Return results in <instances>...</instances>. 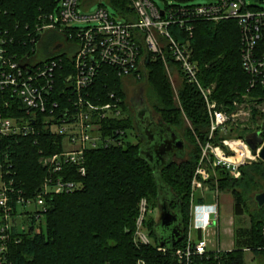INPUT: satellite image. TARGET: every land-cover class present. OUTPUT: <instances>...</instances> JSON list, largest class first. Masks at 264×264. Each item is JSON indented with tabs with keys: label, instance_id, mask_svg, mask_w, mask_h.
<instances>
[{
	"label": "trees",
	"instance_id": "16d2710c",
	"mask_svg": "<svg viewBox=\"0 0 264 264\" xmlns=\"http://www.w3.org/2000/svg\"><path fill=\"white\" fill-rule=\"evenodd\" d=\"M109 4L118 18L136 20L129 0H109ZM57 8L56 0H0V34L7 39L4 45L7 53L19 58L27 56L30 61L35 59L37 45L47 32L50 37L43 49L46 58L53 56L47 48L61 35L54 30L38 33L36 28L41 16L54 13ZM170 29L174 33L177 30L176 26ZM240 38L235 20L198 21L192 37L193 57L202 84L214 86L212 98L225 110H234V102L246 103L247 97L260 99L249 102L253 107L250 117L253 127L233 124L228 135L246 138L260 131L264 137V112L257 109L264 102V90H249L250 76L241 63ZM145 68L143 76L151 90L152 106L162 120L183 131L189 143L186 158L157 170L140 153L137 142L88 150L86 175L81 176L76 169L69 175L70 179L83 182L81 189L46 197L45 212L14 203L9 238L0 240V245L5 246L0 251V264H180L173 253L175 246H165L166 252L158 249V223L152 215L145 223L152 243L135 242L139 201L146 197L154 210L162 191L170 192L175 199L174 207L181 211L186 232L191 180L202 151L198 140H207L210 119L205 99L194 84L182 79L178 104L164 63L160 59L149 60ZM122 82L112 67L104 66L92 87L91 96L101 95L105 101L106 94L115 91L126 112L123 119L104 122L103 130L133 129ZM16 103L6 107L0 100V116L26 115V110ZM43 120L39 116L35 134L0 137V160L8 159L13 165V174L8 179H13L15 189L28 198L35 197L47 175L41 159L62 148V136L45 130ZM187 122L190 125L185 126ZM241 171L242 176L236 179L219 169L218 186L223 192L233 193L235 211L237 215L249 216L250 230L238 231L236 248L213 255L207 264H247L246 248L264 259V205L259 207L255 201V195L264 192V161L244 165ZM41 212L43 217L36 219L35 213ZM2 219L0 210V225ZM23 225L27 228L23 229Z\"/></svg>",
	"mask_w": 264,
	"mask_h": 264
},
{
	"label": "built area",
	"instance_id": "2783aa9c",
	"mask_svg": "<svg viewBox=\"0 0 264 264\" xmlns=\"http://www.w3.org/2000/svg\"><path fill=\"white\" fill-rule=\"evenodd\" d=\"M129 1L136 20L118 18L111 6L113 12L103 4L94 12L84 13L79 10L80 0L57 2L56 12L41 16L36 31H56L67 42L68 49L63 52L61 42L54 55L43 60L32 58L30 61L27 56L9 55L4 46L7 39L0 34V100L6 107L18 102L16 104L26 110L24 116H0V137L37 133L39 116L44 118L45 130L62 136L61 150L41 159L48 171L34 198L15 189L13 179H8V175L13 174V165L8 159L0 160V210L3 214L0 240L4 242L9 238L14 203L27 208L34 204L45 212L46 197L83 187L82 181L70 179L69 175L74 169L81 176L86 175L88 150L122 147L131 141L128 129H102L104 122L126 116L122 99L115 91L106 94V101L101 95L91 96L102 68L109 66L118 76L140 79L149 60L160 59L165 65H175L181 79L194 84L207 104L209 132L205 142L197 139L202 151L191 180L187 230L181 244L173 251L180 264H207L213 255L225 251L219 240L214 244L211 239L219 234L215 227L220 220V191L212 186L217 185L218 170H225L231 178H240L242 166L261 160L259 152L263 144L254 151L247 142L253 134L246 138L228 135L231 125L250 119L252 108L247 101L234 102V110H225L212 98L214 86L202 84L199 66L193 57L194 26L203 20H235L240 29L241 63L250 76L249 90H264V9H255L245 0H209L191 5L183 4L188 0H162L164 6L155 0ZM171 26H176L175 33ZM176 99L178 101V95ZM258 108L264 112V106ZM208 185L216 192L217 200L196 203L195 191ZM152 212L148 199L143 197L135 223L137 244L152 243L145 225ZM35 215L38 220L43 217L42 212ZM4 247L1 244L0 251H4ZM158 249L168 250L165 246Z\"/></svg>",
	"mask_w": 264,
	"mask_h": 264
},
{
	"label": "rangeland",
	"instance_id": "374dc122",
	"mask_svg": "<svg viewBox=\"0 0 264 264\" xmlns=\"http://www.w3.org/2000/svg\"><path fill=\"white\" fill-rule=\"evenodd\" d=\"M208 1L209 0H188L183 4H188V5L203 4V3H207ZM155 2L160 6H164V2L162 0H155ZM245 2L249 6L255 9H264V0H245ZM101 4L106 6L110 10V12H113L112 8L110 7L108 3V0H80L79 10L84 13L94 12ZM49 37H50L49 33L47 32L44 33L42 40L37 45L38 53L34 61H39V60H43L46 58V52L44 51L43 48H44V44L47 41H49ZM59 39L62 41V43H64V48H63V52H64L66 49H68V44L67 42L64 41L63 37L60 36ZM164 66L167 71L169 80L171 82L172 89L175 94V100H176V97L179 93V89L181 87L183 80L181 79L179 75V70L177 67H175V65L169 63L168 65L164 64ZM122 81H123L122 82L123 89L125 90V94H126L125 101H126L128 111L130 109V104L132 102H136L139 100H144V102L148 101V103L152 106V101L149 98L151 97L150 96L151 90L147 82H145L144 76L141 77L140 79L133 78L132 76H123ZM262 106H264V102L263 104H258L257 109H259L258 107H262ZM240 123H243L242 126L248 125L251 128L253 127V123H251V119L249 120L246 119L244 121H241ZM188 125L189 123H186L185 126H188ZM181 133L183 134V131H181ZM128 134L130 135V140L132 142L138 141V137L134 129H131V128L128 129ZM188 147H189V143L187 142V152H188ZM184 158H186V156ZM183 159H179L177 161L179 162ZM212 186H215V188L217 187L219 188L218 180H217V185L212 184ZM219 191L220 192H218L219 194L218 201L220 203L221 212H220L219 224L217 227H215L216 231H218L219 234L212 236L211 239L214 244L217 243L219 240L221 249L232 250L236 248V238H237L238 231H241V230L249 231L250 230V218L246 213L237 215L235 211V206H234L236 202H235V197L233 196V193L229 191L223 192L221 189H219ZM216 200H217L216 192L212 190L209 187V185L206 186L205 189L203 190L197 189L195 191V202L196 203H202V202L210 203ZM250 202L253 203V200ZM28 209L35 210L37 209V206L33 204V205L28 206ZM158 214H159V210H158V207H156L153 210L151 215L157 220ZM19 218H21V216H19ZM245 258H246L247 264H264V259H262L261 257H256L254 253L251 251H246Z\"/></svg>",
	"mask_w": 264,
	"mask_h": 264
},
{
	"label": "water",
	"instance_id": "95a60500",
	"mask_svg": "<svg viewBox=\"0 0 264 264\" xmlns=\"http://www.w3.org/2000/svg\"><path fill=\"white\" fill-rule=\"evenodd\" d=\"M56 1L59 2L60 0H56ZM60 46L61 45H57L55 50L59 49ZM247 101L248 102H258L260 101V99L255 98V97H247ZM168 131L173 132V138L171 140H165L164 143L161 145L164 147V151L162 152V154L168 152V150H171V148H173V146L176 145L177 149H179L181 152L180 156L182 158L185 157V152H186L185 140L178 135L175 128L172 127L171 125L168 126ZM169 142L171 144H169ZM247 142L254 149V151H256L258 147L261 144H263L259 152V156L261 160L264 161V138L261 136V134L258 132L253 133V135L247 138ZM140 153L144 157H146V159H148L147 156L143 154L141 150H140ZM154 154H155V157L157 158V161L160 160L163 162V164H166V162L168 161L167 159L169 158V156L168 157L166 156L167 158L162 157L161 154L157 151L154 152ZM149 162L153 165L155 169L157 170L160 169V166H156V163L153 164L152 161H149ZM169 163L171 162L169 161ZM161 194L162 195L160 196V200L158 203L159 214L157 218L158 224L156 226V233L158 236L159 246H167L171 248V247L176 246L183 240L185 236V228L183 225V219L181 216L180 209L176 208V210H173L171 209L170 204L168 205L170 201H173V202L175 201L174 196L170 192L165 191V190H163ZM255 201L257 202L259 207L263 206L264 205V192L257 193L255 195Z\"/></svg>",
	"mask_w": 264,
	"mask_h": 264
},
{
	"label": "flooded vegetation",
	"instance_id": "af4514ba",
	"mask_svg": "<svg viewBox=\"0 0 264 264\" xmlns=\"http://www.w3.org/2000/svg\"><path fill=\"white\" fill-rule=\"evenodd\" d=\"M62 41L58 39L53 43V45L49 46L47 48V51L49 54H53L55 52V48L57 45H61ZM57 50V49H56ZM128 114L131 116L133 120V129L135 130L138 141L137 143L140 144V150L143 154L147 156L149 161H152V163H156V166L163 167L167 163L174 162L183 159L180 154V150L177 149L176 145L171 148V150H168V152L162 154L164 151V147L161 146L165 140H171L173 138V132L168 131V126L164 120L161 119L160 115L155 112L153 106H151L148 101L139 100L136 102H132L130 104V109L128 111ZM176 132L180 137H182L184 140L183 134L175 129ZM143 135H141V134ZM169 144H171L169 142ZM167 144V145H169ZM186 145V152L185 156L187 155V142L185 140ZM159 152L162 157H168V161L166 164H163L162 161H157V158L155 157L154 152ZM166 157V158H167ZM162 160V159H161ZM168 203V202H167ZM170 204L171 209L176 210V207H174V202L170 201L168 205Z\"/></svg>",
	"mask_w": 264,
	"mask_h": 264
}]
</instances>
